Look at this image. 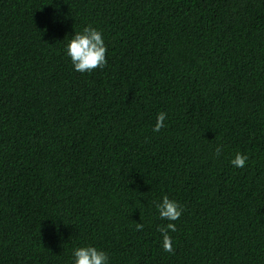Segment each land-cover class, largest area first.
<instances>
[{
	"label": "trees",
	"instance_id": "obj_1",
	"mask_svg": "<svg viewBox=\"0 0 264 264\" xmlns=\"http://www.w3.org/2000/svg\"><path fill=\"white\" fill-rule=\"evenodd\" d=\"M87 25L107 64L80 73L64 46ZM163 195L183 206L172 252ZM85 244L109 264H264V0H0V264Z\"/></svg>",
	"mask_w": 264,
	"mask_h": 264
},
{
	"label": "clouds",
	"instance_id": "obj_2",
	"mask_svg": "<svg viewBox=\"0 0 264 264\" xmlns=\"http://www.w3.org/2000/svg\"><path fill=\"white\" fill-rule=\"evenodd\" d=\"M107 46L101 30L92 25L85 26L82 31H76L69 36L65 46V56L70 59L72 68L76 72H91L97 67L103 68L107 64ZM167 113L159 112L156 116V123L153 132H159L164 127ZM221 147L215 149L219 156ZM249 157L246 153L237 151L230 160L233 167L243 168ZM156 213L161 221L166 223L158 224L156 231L160 233V246L166 252L173 251V240L170 233L176 231V221L183 212V206L176 200L163 195L159 201L154 202ZM143 223H136L137 230L143 229ZM71 264H109L108 253L92 244L74 246L71 250Z\"/></svg>",
	"mask_w": 264,
	"mask_h": 264
}]
</instances>
